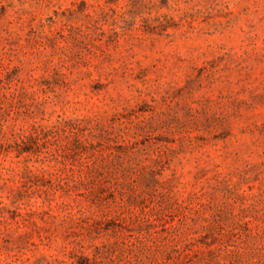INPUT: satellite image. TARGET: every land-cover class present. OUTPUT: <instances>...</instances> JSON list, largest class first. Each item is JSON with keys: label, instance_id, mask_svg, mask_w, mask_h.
Segmentation results:
<instances>
[{"label": "rangeland", "instance_id": "1", "mask_svg": "<svg viewBox=\"0 0 264 264\" xmlns=\"http://www.w3.org/2000/svg\"><path fill=\"white\" fill-rule=\"evenodd\" d=\"M0 264H264V0H0Z\"/></svg>", "mask_w": 264, "mask_h": 264}]
</instances>
